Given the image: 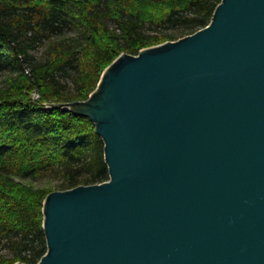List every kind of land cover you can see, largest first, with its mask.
I'll return each instance as SVG.
<instances>
[{
  "label": "water",
  "instance_id": "water-1",
  "mask_svg": "<svg viewBox=\"0 0 264 264\" xmlns=\"http://www.w3.org/2000/svg\"><path fill=\"white\" fill-rule=\"evenodd\" d=\"M108 180L50 193L37 264H264V0L120 55L87 100Z\"/></svg>",
  "mask_w": 264,
  "mask_h": 264
},
{
  "label": "trees",
  "instance_id": "trees-1",
  "mask_svg": "<svg viewBox=\"0 0 264 264\" xmlns=\"http://www.w3.org/2000/svg\"><path fill=\"white\" fill-rule=\"evenodd\" d=\"M221 0H0V264L47 251L43 204L106 182L104 144L82 102L120 55L205 28ZM48 186V187H47ZM9 252V253H10Z\"/></svg>",
  "mask_w": 264,
  "mask_h": 264
},
{
  "label": "rangeland",
  "instance_id": "rangeland-1",
  "mask_svg": "<svg viewBox=\"0 0 264 264\" xmlns=\"http://www.w3.org/2000/svg\"><path fill=\"white\" fill-rule=\"evenodd\" d=\"M169 32H174V34H176V35H177V38H179V39H181V37H182V35L179 34L180 31H177V30H176V31H175V30H170ZM57 184H58L57 181H55V182L52 183V187L55 186V187L53 188V191H54V192L58 191V188L56 187ZM47 187H48V186H47ZM0 252H1L2 254H4L5 256H10V255H11V252H10V251H9L10 253H9V252H6L5 250L0 251Z\"/></svg>",
  "mask_w": 264,
  "mask_h": 264
}]
</instances>
